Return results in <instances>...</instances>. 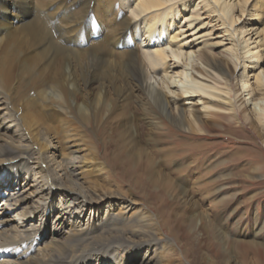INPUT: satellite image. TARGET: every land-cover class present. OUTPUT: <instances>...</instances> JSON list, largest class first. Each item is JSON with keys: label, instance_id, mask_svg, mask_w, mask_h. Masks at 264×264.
<instances>
[{"label": "bare ground", "instance_id": "1", "mask_svg": "<svg viewBox=\"0 0 264 264\" xmlns=\"http://www.w3.org/2000/svg\"><path fill=\"white\" fill-rule=\"evenodd\" d=\"M260 1L0 0V264H187L155 253L179 228L194 264L261 253Z\"/></svg>", "mask_w": 264, "mask_h": 264}, {"label": "rangeland", "instance_id": "2", "mask_svg": "<svg viewBox=\"0 0 264 264\" xmlns=\"http://www.w3.org/2000/svg\"><path fill=\"white\" fill-rule=\"evenodd\" d=\"M259 5H260V8L264 7V5L261 3V1H260ZM259 25H264V17L261 20V22L259 23ZM202 32L203 31H201V33ZM205 38L206 37H203L202 39H205ZM242 131L244 133H246V134H251L250 129L247 128V127L242 128ZM212 134L213 133L211 132L210 137L208 138V140L209 141L215 140V141L221 142V144H219V143L218 144H219V146L224 145L225 147H223V148H227L228 149L229 146L232 145L231 143H233L235 141L234 136H230V135L225 134V135H221V137L220 136L216 137L215 135H212ZM66 136H68V135H66ZM228 138H229V140H228ZM68 141H69L68 139H62V146L66 148L69 145ZM251 145H253V144H251ZM259 146L262 148V151H263L262 160L264 162V145H262V143L259 142ZM248 151H251L252 153L254 152L253 154H255L256 156L258 155L257 154V150L255 148H252V149H250ZM249 156H251V155H249ZM245 160H248L247 157H243V158L239 159V161H245ZM119 176H120V174H119ZM263 176H264V172L263 171H260V172L257 171V175H254L253 178H255V180H256V179H259V178H261ZM262 179L263 180H261V182H258L257 184H256L257 181L254 182L256 186H253L251 184V180L249 178L245 179L244 177H241V180H236L237 183L235 185L239 186L243 190V194H242L243 196H246V195L249 194L248 189L250 187H252V186H253V188H257L256 190L262 192L261 196L259 197V199L255 203L254 202L251 203L247 209H244V208L241 209L238 212V214H237V216H240L241 218H243L244 226L246 225V229H249V227H248V223L250 221L249 219L250 218L252 219L253 216H255V218L257 219V224L264 225V223H263V219H264V177ZM119 182H121V181H119ZM121 183L123 185L125 184L124 181L121 182ZM231 183L232 182H230L229 185H233ZM127 187L128 186L125 184L120 189H121V191L125 192L127 190ZM134 197L136 199H139V196H137V195H135ZM107 200L108 199H106V201ZM117 201L121 202V200H117ZM256 203H257V208L258 209L254 211V207L256 206L255 205ZM103 204L104 203H101L99 206H96L92 210L90 208L87 209V214H85V219H87V217L94 218V216L98 214V211H97L98 207L102 208ZM48 215H49V212H45V216L47 217ZM11 218H13L15 220V222L18 221V220L21 221V219H19V216H14V215L12 216L11 215ZM227 223H228V225L226 227L227 228L226 231H227V233H229V236H231V234L236 233V230L239 228V226L237 225L236 219L234 217L230 218ZM47 226L48 227H47L46 236L51 233V228L50 227L52 226V228H53L52 218L49 220V225L47 224ZM249 232L250 231L247 230V234H246L247 236H249L251 234ZM159 236H161V238H167V237L173 238V234H171L169 230L164 229V228H163V231L161 232V234ZM189 236H190L189 233H186V231L184 229L181 230L179 228L178 238L180 237L181 240L183 241V240H186L187 238H189ZM49 237H50V235H48L45 239H49ZM241 238H242L241 240L245 241V240H249L251 238V236H250V238H248V237L247 238L241 237ZM182 241H180V243H179V241H177L178 244H177L176 240H175L176 244L173 241V245H174L173 249H171L169 246H167V242L166 241L162 242L163 247L158 246L157 250L155 251L156 257L161 259V260L166 259L167 257H172V258H178L179 257L182 260H184V262H186L187 264H194V262H192V260H190L192 257L183 256V252L181 251L183 249V245L181 244ZM201 245H204V244L201 243ZM179 246L181 247V249L179 248ZM221 248L223 249V247H221ZM201 250H203V252L206 255H211L212 256L211 258L213 260H215L217 263L220 260L219 258H221L223 256V254H224L222 252V250L218 246L214 247L213 245L211 246L210 244L206 245V246H203V248H201ZM238 252L239 251H238L237 248H231L230 249L229 256H228L229 257L228 258V264H243V263H240V261H242V258L238 255ZM247 255L249 256V260H246V261L249 262V264H255V262L258 261V260L259 261L262 260V259L264 260V245L261 248V253L260 254H256L255 252L250 250V252H248ZM119 257H122V256L120 255ZM203 263L204 262H202L200 264H203ZM196 264H198V263H196ZM261 264H264V261H262Z\"/></svg>", "mask_w": 264, "mask_h": 264}]
</instances>
